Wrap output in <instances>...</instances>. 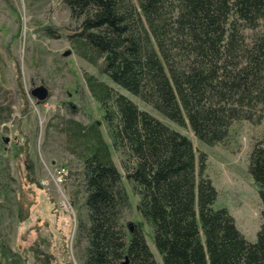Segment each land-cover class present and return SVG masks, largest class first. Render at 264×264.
<instances>
[{"label":"trees","instance_id":"1","mask_svg":"<svg viewBox=\"0 0 264 264\" xmlns=\"http://www.w3.org/2000/svg\"><path fill=\"white\" fill-rule=\"evenodd\" d=\"M61 1L74 26L46 33L91 65L104 62L105 79L85 80L111 139L74 107L47 124L72 156L65 181L74 177L78 263L160 264L142 226L126 221L129 186L162 264H264V135L249 156L262 202L250 242L227 208L214 207L207 154L173 126L188 124L205 147L224 144L237 123L264 128V0ZM0 264H25L1 237Z\"/></svg>","mask_w":264,"mask_h":264},{"label":"rangeland","instance_id":"2","mask_svg":"<svg viewBox=\"0 0 264 264\" xmlns=\"http://www.w3.org/2000/svg\"><path fill=\"white\" fill-rule=\"evenodd\" d=\"M73 26L61 0H0V237L22 255L25 264H79L74 248V177L65 181L72 156L65 150L63 136L47 128L48 122L74 107L78 118L100 122L111 144L101 106L85 80L87 73L105 79L100 72L104 62L91 65L76 55L66 38L51 37L45 30L65 33ZM67 51L70 54L64 56ZM40 86L49 90L43 102L31 93ZM123 92L170 125L150 105ZM173 126L192 139L197 152L207 154L206 175L218 191L214 207L227 208L246 239L255 242L262 224V202L249 173V156L264 135L263 126L237 123L229 139L214 147L200 144L188 124ZM112 154L123 172L119 153L112 148ZM62 169L66 175L60 182ZM127 191L126 221L142 226L162 264L152 232L139 212V198L129 186Z\"/></svg>","mask_w":264,"mask_h":264},{"label":"water","instance_id":"3","mask_svg":"<svg viewBox=\"0 0 264 264\" xmlns=\"http://www.w3.org/2000/svg\"><path fill=\"white\" fill-rule=\"evenodd\" d=\"M69 54H70V51H67L64 54V56H67ZM31 93L34 97L37 98L39 102L45 101L49 96V90L44 86H40V87L33 89ZM125 264H127V262Z\"/></svg>","mask_w":264,"mask_h":264},{"label":"built area","instance_id":"4","mask_svg":"<svg viewBox=\"0 0 264 264\" xmlns=\"http://www.w3.org/2000/svg\"><path fill=\"white\" fill-rule=\"evenodd\" d=\"M66 174H67V173H66ZM66 174H65V169H62V170L59 171V175H60V177H59V181H60V182L64 181V176H65ZM62 178H63V179H62Z\"/></svg>","mask_w":264,"mask_h":264}]
</instances>
